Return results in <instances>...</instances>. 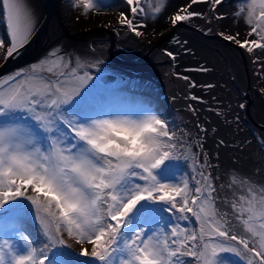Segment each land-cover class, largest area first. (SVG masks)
I'll return each instance as SVG.
<instances>
[{
  "label": "snow or ice",
  "instance_id": "6c2138e0",
  "mask_svg": "<svg viewBox=\"0 0 264 264\" xmlns=\"http://www.w3.org/2000/svg\"><path fill=\"white\" fill-rule=\"evenodd\" d=\"M222 2L188 0L170 24L175 28L204 18L205 13L192 11L194 5L208 4L215 12ZM122 3L127 11L119 12V25L145 35V0ZM80 5L85 15L98 8L95 0H74L73 7ZM0 13L10 37L0 40V60L7 61L34 34L35 14L27 0H0ZM236 15L249 26V39L241 41L239 33L223 39L250 54L264 50V0H250ZM166 55L176 58L171 51ZM99 63L77 67L71 57L65 62L61 56L39 73L32 65L28 74L20 70L0 80V264H189L185 257L198 264H228L224 253L246 264H264V185L244 176L237 194L230 176V215L218 208L228 203L218 194L225 187L217 186L219 176L202 170L194 188L176 180L173 169L188 162L185 130L178 133L144 105L121 110L116 102L121 93ZM91 69H97L95 75ZM162 213L167 223H161ZM174 217L195 218L198 233L173 223ZM28 218L38 222L43 240L25 234ZM234 222L245 234L234 230ZM160 230L171 240H161ZM65 233L80 246L79 253L70 250ZM74 255L84 259L73 261Z\"/></svg>",
  "mask_w": 264,
  "mask_h": 264
},
{
  "label": "rangeland",
  "instance_id": "374dc122",
  "mask_svg": "<svg viewBox=\"0 0 264 264\" xmlns=\"http://www.w3.org/2000/svg\"><path fill=\"white\" fill-rule=\"evenodd\" d=\"M66 1L68 2V7L69 5L73 6L74 0ZM114 1L123 4L122 0ZM101 2L107 3L108 0H101ZM27 3L34 9L35 32L44 19V12L38 7L35 0H27ZM175 3V0H168L167 3L163 2V0H145V12L151 15L150 21L152 18H157L156 24L159 27H150L152 34L156 35L155 38L148 39L147 35L139 37L141 40L140 43L147 49L139 58L136 57L134 62L131 63L122 60L115 54L116 43H114V37L116 38V36L110 26L119 25L118 17L108 12L105 8H101L102 10L92 9L93 13L88 12L85 15L82 13V6L74 7V10L72 9V15L76 21L79 19L86 21L90 19L94 26L91 27L88 24V26H83L75 33L67 32L68 34L66 35L69 37H76L78 34H85V37L81 40H74L78 43H74L76 46L71 43L72 45L66 54L71 55L76 48H83L82 46L85 43L90 44L92 41H100V43L106 42L108 45L105 48V55L110 66L120 67L127 65L129 67L131 66L130 68H141L143 70H148L147 68L151 65L149 60L155 54H159L156 64L160 66L154 68H160L166 71L168 74L166 86L163 85L164 83L158 82L147 83L141 80L134 81L131 78L125 79V81L122 79L116 86L121 93L116 102L124 106L121 110L135 111L137 105H144L150 111L163 116L169 122L171 128L177 130L178 133L180 130H185L184 155L187 157L188 162L186 164H178L177 166L185 170L186 172L184 171V173L189 174L191 177L196 173L200 177L202 170L205 172L211 171L214 176L220 177L216 181L219 187L221 178H223L220 170L227 168L226 170L229 169L231 172H236L239 176H247L256 184L264 185V147L262 148L261 146L264 144V140L262 138L259 139L260 135L264 136V91H262L264 90V50L256 49L250 54L246 49L240 48L234 41L229 42L238 46V49L232 47L233 45L223 43L217 38H223L224 35L228 34L236 35L239 33V39L241 41L249 39L247 35L250 30L249 26L246 24L245 19L237 16L236 13L241 9H247L250 0H223L215 12L211 10L208 4H198L194 8L202 9V12L205 13L204 18H198V20H194V18L191 21L180 22L173 28L170 24V17L174 10L172 6ZM186 3H188V0L182 5ZM149 4L155 5L154 8ZM256 7L258 8L259 5L257 4ZM156 8H160L161 11L156 13ZM218 14L223 18L218 19ZM235 17L238 18L236 19ZM142 18L144 20L143 16ZM239 18L243 20L241 21ZM236 20H239V22L237 21L238 24H234ZM125 29L128 30L127 28ZM109 35L113 40L108 38ZM89 36H93L94 38H90ZM251 38L254 39L255 37ZM64 48L66 49V47ZM221 49H227L234 54L243 68L242 71L245 76L244 83H246V86L243 87L240 93V98L245 107L238 114L235 113V110L227 114L235 118L234 125L236 128L240 127L237 132L243 133L245 136L247 135L246 137L249 141H247V145L244 143L243 146L241 145L242 140H232L233 130L227 126L220 112L222 101H228L227 97L229 98V95L226 94L228 91L224 92L223 86L221 89L220 85L226 84L229 87L237 86V82L231 73L233 69L228 67L219 53ZM86 51L96 53L91 46L89 48L87 47ZM108 51H110V54ZM166 51L174 53L175 60L167 56ZM47 52L48 54H42V58L39 56L36 60L40 59L39 63H41V60L46 61L49 58L52 60L54 56L50 51ZM151 54L153 55L151 56ZM67 57L69 56H66L64 61H66ZM187 57V69L182 71L180 68L186 67L183 61ZM43 69L45 70V68ZM201 69H206V71ZM215 70H218L222 74L220 78L215 76ZM185 76L188 77L187 80L182 78ZM191 85L195 86L193 87ZM208 85H212V87H206ZM192 96L198 97V99L193 100L191 99ZM218 112L220 115H217ZM201 128L206 131L202 132ZM189 134L191 139H189ZM177 139H180L179 135ZM221 140L224 141L223 145L219 143ZM191 142L194 143V147L190 144ZM202 153H206L207 155L202 156ZM198 161H206L212 164L213 167L211 169L206 167L202 168ZM191 169L196 173L193 174ZM174 170L175 168L173 172ZM197 179L199 178L194 177L191 181V178H189L190 186L194 188ZM229 191L230 189L224 187L218 194H222L223 197H229ZM231 197L233 198V195ZM230 202H232V199L229 201L228 198L227 204L218 203V208L221 213L227 211L232 215ZM161 215L164 217L161 223H167L168 215L166 213H162ZM186 223L188 232L195 230L198 233L195 218L190 217V220L186 221ZM31 224L29 218L25 220L23 224L25 234L32 241L43 240V238H40V229H33ZM33 225L36 226L35 224ZM239 228H243L242 225L234 222V230L239 231ZM170 236L169 233L165 237L164 231H159V238L161 240L167 238L170 241ZM65 240L66 242L73 241V239L69 238H65ZM71 259L76 261L84 258L74 255ZM184 259L188 260L189 264H198L197 261L189 257H185Z\"/></svg>",
  "mask_w": 264,
  "mask_h": 264
},
{
  "label": "bare ground",
  "instance_id": "6f19581e",
  "mask_svg": "<svg viewBox=\"0 0 264 264\" xmlns=\"http://www.w3.org/2000/svg\"><path fill=\"white\" fill-rule=\"evenodd\" d=\"M170 1H174V0H170ZM175 1H176V3L172 6V8L174 9L172 14L177 11L179 6H181L184 2H187V0H175ZM35 2L38 5V7L44 12V15H45V0H35ZM163 2L167 3L168 0H163ZM52 3H53V11H54L53 15L49 19V21L47 22L48 25H47L46 30H42L38 34V36L36 37V40H35V46H37L38 52L27 62L20 63L14 67L9 68L4 73L0 74V80L7 79L10 75H14L20 70H23L25 74H28L32 70L30 67L32 65L36 66L35 71L37 73H39L42 70H44L43 68H45V70H46L47 68L52 67V64L59 63L61 56L63 57V59L66 58V56H69L72 58L73 66H77V67H79L80 65L96 64L99 61L100 62L98 65L99 69L103 70V74L106 76L108 82L110 84H112L114 87H116L117 84L122 81V79H124V81H125V79H128V78H131V80H134V81H140V80L145 81L147 83H153V82L164 83L163 85L166 86V83L168 82V80H167L168 74L166 73V71L164 69L162 70L160 68H154V67L160 66V65L156 64V62H158V55L159 54H155V56H153V58L149 60L151 65L149 64L150 66L149 65H148L149 67L147 66L148 70H143L141 68L140 69L130 68L131 66L129 67V66L124 65V64H122L124 66H120V67L119 66H110L108 63V59L106 58V55H105V48L107 46V44L105 42L100 43L99 41H95V42L92 41L90 44L85 43L84 46H82L84 49L83 48H76L71 53V55H67L66 53L68 52V49L72 45L71 43L76 44V43H78V42H75L76 40H81V39H77L76 37L67 36L66 35V34H68L67 32L75 33L78 30H80L83 26H88V24H90V26L92 27L94 25L91 23L90 19H88L87 21L82 20V19H79L76 21L75 17L72 15L74 7L72 5H69V7H68V5H67L68 2L66 0H63V1L53 0ZM149 5L153 8L155 6L152 4H149ZM81 6L82 5H80L79 7H81ZM196 6H198V5L193 6L192 11L202 12V9H195L194 7H196ZM125 10H126V8L124 7L123 11H125ZM90 13H93V12H90ZM0 16H2V13H0ZM143 17H144L143 21L147 25V27L143 29V32L146 33L145 35H147L148 39L155 38L156 35L152 34V30L150 29V27H155V28L159 27V25L156 24L157 18H155V19L152 18L150 21L151 15L149 13H146V15H144ZM194 20H198V18H195ZM239 20L242 21L243 19L239 18ZM239 20H236V23L234 22V24H238ZM42 21H44V19ZM149 21H150V23H149ZM162 22H163V20H162ZM41 23L39 25H41ZM232 24H233V22H232ZM239 26H240V24H239ZM233 27H234V25H233ZM243 29H244V27H243ZM37 30L38 29L35 30L31 39L35 38V36L37 34V32H36ZM114 31H116V34L119 36L117 42H116V39L114 38L115 39L114 43H116V46L114 45L116 48L115 54L119 58H121L122 60H125L128 63L134 62V59L136 57H140L144 53V51L147 49V48H144V45L140 43V41H141L139 39L140 36L137 37L134 33L126 30L124 27H121V28L114 30ZM141 31H142V29H141ZM89 37L94 38L93 36H89ZM0 40H4L5 42H8L10 40V37L8 34L7 23L2 18H0ZM111 40H113V39H111ZM228 45L232 46V44H228ZM90 46H91V48H93L94 52H96V53L86 51V48L87 47L89 48ZM64 47H66V49ZM21 50H23V48ZM47 51H50L51 53L55 52V53H60V54H57L55 57H52L53 58L52 60H51V58H49L46 61L41 60L40 61L41 63H39L40 59H38V60H36V59L39 58V56L40 57L43 56L42 54H45V53L48 54ZM219 53L222 56V58L224 59V61L227 63L228 67L233 69L231 73L237 82V86H233V87H229L226 84L220 85L221 89L223 86V91L224 92L228 91L226 94L229 95V98L226 96L228 101H224V100L222 101L220 112H221V115L224 118L225 122L227 123V126L233 130L234 134L232 136V140H242L241 145L243 146L244 143L247 145V141H249L248 138L246 137L247 135L245 136L243 133H240V132H239L240 133L239 134L237 131H239L238 129L240 127L236 128V126L234 125L235 118L232 117L231 115H227V114H230L232 112V110H235V113L238 114V112H240L244 109V108H240V105L244 104L242 99L240 98V93L242 92L243 87L246 86V83H244V77L245 76L243 75V71H242L243 68L241 67L240 63L238 62V60L234 56V54L231 53L230 51H228L227 49H221V50H219ZM16 55L17 54H15L13 56H16ZM152 55L153 54H151V56ZM69 57H67L65 62L68 61ZM8 60L9 59H7V61ZM7 61L0 60V67L3 66ZM183 63L185 65L188 63V57L186 59H184ZM50 64H51V66H50ZM130 69H132V70H130ZM186 69H187V65L185 68H183V67L180 68V70H182V71H185ZM85 70H88V69L85 68ZM91 71H92L93 75H95L97 72V69H91ZM214 73H215V76L217 78H220L222 76V74L218 70H215ZM186 75H189V74H186ZM260 138H262V140H264V136L260 135L259 139ZM190 144H192V146L194 147V143L191 142ZM247 151H248V149H247ZM173 163H175V162H173ZM226 169L227 168H222L220 170L223 174V178H221L222 180H221L220 184H224L225 188H227L226 185L228 183H230L229 177L231 176L232 181H234L233 190H235L237 192V194H239L241 192L240 180H241L242 176H239L236 172H233V171L231 172V171H229V169L228 170H226ZM192 170L193 169H191V171ZM184 171L185 170H183L179 166L175 167V170H174L176 180L180 181L181 183L187 182L189 185H191L189 178H191V181L194 177L199 178V174L196 173L195 171H192L193 174L196 173V174H194L193 177H191L189 174L184 173ZM233 190H230L228 192L229 201H230V199H233L231 197V195H233ZM244 194H246V192ZM220 196L223 197L222 194ZM224 210H226V209H224ZM29 221L32 223L31 226H33V229L34 228L40 229L38 222L34 221L31 218H29ZM173 223H179L181 225L187 224L186 221H182V220L178 221V220H176L175 217L173 218ZM33 224H35L37 227L34 226ZM237 232H239L241 235L245 234L243 231V228H239V231H237ZM40 238H43L42 233H40ZM65 238H69V237H67L66 233H65ZM69 239H71V238H69ZM66 243L67 244L69 243L68 245H69V248L72 252L79 253L80 246L78 244H76V242L74 240L73 241L70 240ZM221 258L223 260L228 261V264H246V262L240 261V259L233 254L224 253V254H221Z\"/></svg>",
  "mask_w": 264,
  "mask_h": 264
},
{
  "label": "water",
  "instance_id": "95a60500",
  "mask_svg": "<svg viewBox=\"0 0 264 264\" xmlns=\"http://www.w3.org/2000/svg\"><path fill=\"white\" fill-rule=\"evenodd\" d=\"M52 1L53 0H45V15H44L45 18H44V21H42L41 25L38 26L39 28H37L38 30L36 31L37 34L35 38H32V39L30 38L29 42L23 47V50H20L16 56L9 58V60L3 66L0 67V74L4 73L6 70H8L11 67H14L20 63L27 62L38 52L37 46H35V40L38 34L42 30H46L47 25H48L47 22L53 15L54 11H53ZM84 37H85V34H78L76 36L77 39H83ZM108 38L111 39V36L109 35ZM217 38L221 40L223 43L232 44L229 41L224 40L223 38H220V37H217ZM232 45H233L232 47L238 49V46L234 44ZM108 53L110 54V51H108Z\"/></svg>",
  "mask_w": 264,
  "mask_h": 264
},
{
  "label": "flooded vegetation",
  "instance_id": "af4514ba",
  "mask_svg": "<svg viewBox=\"0 0 264 264\" xmlns=\"http://www.w3.org/2000/svg\"><path fill=\"white\" fill-rule=\"evenodd\" d=\"M95 2L98 5V8H94V9L102 10L101 8H105L108 12L115 15L116 17H118L119 12L123 11V8H124L123 4H121L120 2L117 3V1H114V0H108L107 3H103V2H101V0H95ZM125 11H127V9ZM90 12H92V10H90ZM110 27H111V30L114 31V30L121 28L122 26L111 25ZM113 33L116 36V38L115 37L114 38L116 39V42H117L119 36L116 34V31H114Z\"/></svg>",
  "mask_w": 264,
  "mask_h": 264
}]
</instances>
